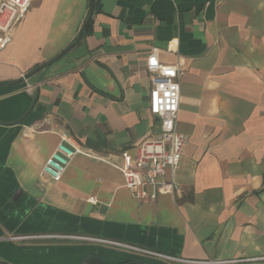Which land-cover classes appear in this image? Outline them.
Returning <instances> with one entry per match:
<instances>
[{
	"label": "crops",
	"instance_id": "0c3cea01",
	"mask_svg": "<svg viewBox=\"0 0 264 264\" xmlns=\"http://www.w3.org/2000/svg\"><path fill=\"white\" fill-rule=\"evenodd\" d=\"M89 8L33 0L0 51V262L264 264V0H94L61 55ZM152 48L181 72L187 144L181 192L140 202L117 167L160 133ZM60 142L84 153L53 182L42 170Z\"/></svg>",
	"mask_w": 264,
	"mask_h": 264
},
{
	"label": "built area",
	"instance_id": "2783aa9c",
	"mask_svg": "<svg viewBox=\"0 0 264 264\" xmlns=\"http://www.w3.org/2000/svg\"><path fill=\"white\" fill-rule=\"evenodd\" d=\"M33 0H0V51L11 41L12 33L29 11ZM151 88L148 109L160 122L157 138L142 142L133 154L122 151L121 163L117 167L123 176V187L140 202L156 200L160 194L176 196L181 192L175 180L187 137L176 129L179 110V78L181 72L176 66L159 62L157 49L152 48L145 62ZM63 141L65 135L61 136ZM81 147L69 148L60 142L50 154L43 167V174L51 181H59L72 159L83 154ZM167 175L169 177L167 178ZM89 198V202H93ZM145 257L175 261L174 258L126 245H119ZM223 262H204L221 264Z\"/></svg>",
	"mask_w": 264,
	"mask_h": 264
},
{
	"label": "trees",
	"instance_id": "16d2710c",
	"mask_svg": "<svg viewBox=\"0 0 264 264\" xmlns=\"http://www.w3.org/2000/svg\"><path fill=\"white\" fill-rule=\"evenodd\" d=\"M77 264H104L100 253H89L85 255ZM114 264H161L148 258H125Z\"/></svg>",
	"mask_w": 264,
	"mask_h": 264
},
{
	"label": "water",
	"instance_id": "95a60500",
	"mask_svg": "<svg viewBox=\"0 0 264 264\" xmlns=\"http://www.w3.org/2000/svg\"><path fill=\"white\" fill-rule=\"evenodd\" d=\"M93 10H94V0H90V8H89L88 16H87V18H86V20H85V22H84V24H83V26H82L80 32H79L77 38L75 39V41H74L72 44H70V45H69V46H68V47L62 52L61 55H63V54H65L66 52H68V51H69V50H70L75 44H77V43L82 39V37H83V35H84V33H85V30H86V28H87V25H88V23H89V20H90L92 14H93ZM47 66H49V64H46V65H45V67H47ZM36 98H37V93H36L35 100H34L32 106H31V107L29 108V110L27 111V113H26L24 116H22L20 119H18L17 121H15L13 124H19V123H21V122L23 121V119H24V118L30 113V111H31V109H32V107H33V105H34V103H35V101H36ZM0 264H2V263L0 262Z\"/></svg>",
	"mask_w": 264,
	"mask_h": 264
}]
</instances>
